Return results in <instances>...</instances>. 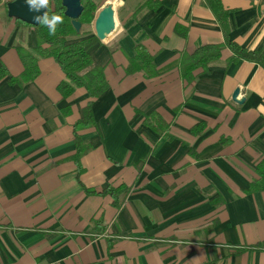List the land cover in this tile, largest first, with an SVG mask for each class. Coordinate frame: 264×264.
Segmentation results:
<instances>
[{"label": "crops", "instance_id": "crops-1", "mask_svg": "<svg viewBox=\"0 0 264 264\" xmlns=\"http://www.w3.org/2000/svg\"><path fill=\"white\" fill-rule=\"evenodd\" d=\"M7 1L0 68L16 77L15 47L36 42L33 27L6 16ZM94 1V15L113 8L115 29L88 51L107 89L91 104L94 126L78 131L86 147L78 173L72 124L84 90L61 99L50 58L37 60V77L23 86L0 79V264H264V191L246 192L264 158V66L229 62L223 48L187 83L181 57L223 42L204 0ZM219 1L232 42L264 45L263 0ZM136 45L155 76L129 71ZM151 113L167 124L165 136L143 124ZM108 185L127 188L117 209L100 194Z\"/></svg>", "mask_w": 264, "mask_h": 264}, {"label": "trees", "instance_id": "trees-1", "mask_svg": "<svg viewBox=\"0 0 264 264\" xmlns=\"http://www.w3.org/2000/svg\"><path fill=\"white\" fill-rule=\"evenodd\" d=\"M214 19L222 30L223 42L220 45H204L197 48L188 57L182 56L179 61L180 77L185 82L194 79L192 71L195 69L204 70L209 64L216 61L219 52L227 48L231 52L229 62L239 59L257 63L264 66V45L254 50H246L228 38L227 32V11L223 9L219 0H204ZM264 2V0H263ZM82 11L77 22L80 29L75 32L71 22L63 14V7L60 0H52L48 9L49 15L62 14L64 22L57 26L54 36L48 34V28L43 25L33 27L35 37V47L25 50L19 45L15 47L16 53L22 65V72L16 77H7L6 71L0 68V79L7 77L8 84L23 86L32 82L38 75L37 60L39 58H50L58 66L62 73V79L56 86V92L61 99L70 97L76 89H82L88 97V101L81 109V117L72 124V135L75 152L71 157L73 164L79 172V159L85 151V146L78 136V131L94 126L91 115V104L107 89L102 67L96 65L91 60L88 53L89 49L97 43V39L91 34L90 30H85L91 23L97 4L94 0H81ZM81 37L80 39L67 43V38ZM129 71H140L147 77L156 75L152 57L144 47L136 45L134 55L130 60ZM68 109H61L60 114L65 116ZM143 124L157 135L165 136L168 126L157 114L151 113L143 117ZM203 129V125H195L191 128L192 133L196 134ZM255 173L257 179L250 182L247 193L264 191V158L256 164ZM127 191L126 186L112 187L106 186L100 194L106 195L111 199L114 208H118L123 196ZM84 192L91 194V190L84 189Z\"/></svg>", "mask_w": 264, "mask_h": 264}, {"label": "water", "instance_id": "water-1", "mask_svg": "<svg viewBox=\"0 0 264 264\" xmlns=\"http://www.w3.org/2000/svg\"><path fill=\"white\" fill-rule=\"evenodd\" d=\"M81 0H60V4L63 7V14L71 22V26L75 32L80 29V24L77 22V18L81 14L82 6ZM6 16L18 20L31 27H36L38 23L33 20L35 15H43L45 9H41L40 12L29 11V6L26 4V0H8L5 3ZM92 32L97 41L103 42L106 40L115 29V16L113 8L107 4L101 7L94 15L92 19ZM238 95V89H234L231 94V100L235 103H240L236 100Z\"/></svg>", "mask_w": 264, "mask_h": 264}, {"label": "clouds", "instance_id": "clouds-1", "mask_svg": "<svg viewBox=\"0 0 264 264\" xmlns=\"http://www.w3.org/2000/svg\"><path fill=\"white\" fill-rule=\"evenodd\" d=\"M51 3L52 0H26L29 11L40 12L41 9L46 10L43 15L33 16V20L39 25L46 26L48 28V34L54 36L57 32V26L64 22V16L62 14L49 15L48 9Z\"/></svg>", "mask_w": 264, "mask_h": 264}, {"label": "rangeland", "instance_id": "rangeland-1", "mask_svg": "<svg viewBox=\"0 0 264 264\" xmlns=\"http://www.w3.org/2000/svg\"><path fill=\"white\" fill-rule=\"evenodd\" d=\"M91 24V23H90ZM90 24L88 27H85V30H90Z\"/></svg>", "mask_w": 264, "mask_h": 264}, {"label": "built area", "instance_id": "built-area-1", "mask_svg": "<svg viewBox=\"0 0 264 264\" xmlns=\"http://www.w3.org/2000/svg\"><path fill=\"white\" fill-rule=\"evenodd\" d=\"M7 1V0H6Z\"/></svg>", "mask_w": 264, "mask_h": 264}]
</instances>
